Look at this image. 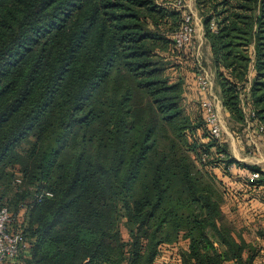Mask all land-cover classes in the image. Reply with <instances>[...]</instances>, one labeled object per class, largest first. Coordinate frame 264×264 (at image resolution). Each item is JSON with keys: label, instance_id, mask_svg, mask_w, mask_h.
Returning <instances> with one entry per match:
<instances>
[{"label": "trees", "instance_id": "16d2710c", "mask_svg": "<svg viewBox=\"0 0 264 264\" xmlns=\"http://www.w3.org/2000/svg\"><path fill=\"white\" fill-rule=\"evenodd\" d=\"M170 2L0 0V204L29 238L20 264H157L180 239L183 264H264L223 207L228 195L262 220L264 171L167 75L163 53L187 49ZM197 2L223 105L244 120V94L264 123V0Z\"/></svg>", "mask_w": 264, "mask_h": 264}, {"label": "rangeland", "instance_id": "374dc122", "mask_svg": "<svg viewBox=\"0 0 264 264\" xmlns=\"http://www.w3.org/2000/svg\"><path fill=\"white\" fill-rule=\"evenodd\" d=\"M158 1L160 3H169V1H171L170 3L174 4V1L172 0ZM185 3L186 5L180 8L185 9V13L192 14L195 24V33L192 43L190 42V44H188L186 47L187 49H184V51L179 52L177 49H174L172 52H170V54H163L167 57V75H169V77L173 80H176L178 78L183 80V103L185 104L187 110L191 113V115H194L196 112L201 113L200 100L203 96L196 81V73L202 67L208 69L209 71H212L211 69H209L210 67L208 66V59L206 57V55H208L206 43L202 42L201 40L204 36V19L207 15L208 10L205 9L204 6L198 4L197 0H195L194 6H192V4L188 2V0H185ZM164 25L165 24H162V26ZM150 26L154 27L153 24H150ZM193 46H195L194 52L191 54L188 52L186 53V51L188 49L190 50ZM251 51L252 53H254L253 46L251 47ZM215 87L216 82L214 90L217 93L218 98L221 99L220 93L216 90ZM242 104L245 112V119L239 121L235 119L230 112H227L226 107L221 108V102L218 101L219 106L217 109L223 130L220 141L227 143L229 153L233 158L237 159L240 162L260 167L264 171V135L259 131L256 125L258 121L254 119V122H252L251 120L250 108L247 104L244 94L242 96ZM26 147V144L22 146V148ZM228 185H231V187H233L234 185L236 186L234 182ZM16 192L17 188L13 186V188L8 190L7 196L9 198L5 199L8 200L13 209L16 208ZM224 201L225 202H223V207L225 208L228 216L235 222L237 229L241 230V233L246 237V239H248V241L251 242L254 248L252 252L254 253L256 263L264 262V217L262 218V220H255L257 228H254L251 224L247 225L245 223L246 221H249V219H254V212L251 206L247 204H245V206L240 205L238 200H231L228 195L225 196ZM261 209L264 210V207H261ZM122 232L124 238H129V233L127 232V229L124 225H122ZM186 242L187 241L180 239L175 244L172 243L169 246H165L166 251L162 258H159L157 264H183L181 256L179 254V248L185 247ZM7 264H20V260H12Z\"/></svg>", "mask_w": 264, "mask_h": 264}, {"label": "built area", "instance_id": "2783aa9c", "mask_svg": "<svg viewBox=\"0 0 264 264\" xmlns=\"http://www.w3.org/2000/svg\"><path fill=\"white\" fill-rule=\"evenodd\" d=\"M174 5L177 7L185 6V0H175ZM214 24V23H213ZM195 33L194 19L191 13H185L184 21L180 29L174 32V43L178 49H184L192 41ZM215 75L212 71L202 67L196 73V81L199 90L203 96L200 100V108L204 120L209 128L211 135L220 139L222 135V125L218 113V98L214 90ZM254 111L250 112L252 122H254ZM259 131L264 135V123H258ZM259 172L252 173V178L258 177ZM16 182H22L21 173L17 172ZM37 200L43 197L53 196V191L50 189H42L36 195ZM26 206L21 208L20 215L26 210ZM16 214L6 204H0V264H7L12 260L19 259L24 253L29 250V238L24 233L23 229L15 227Z\"/></svg>", "mask_w": 264, "mask_h": 264}, {"label": "crops", "instance_id": "0c3cea01", "mask_svg": "<svg viewBox=\"0 0 264 264\" xmlns=\"http://www.w3.org/2000/svg\"><path fill=\"white\" fill-rule=\"evenodd\" d=\"M188 2L189 3H191L192 4V6H194L195 5V0H188ZM190 4V5H191ZM204 34V33H203ZM193 40V39H192ZM202 40V42H205L206 43V47H207V54L208 55H206V57H207V59H208V66L210 67L209 69H211L212 70V72H213V74L215 75V72H214V69H213V66H212V50H211V46H210V44H209V42L207 41V39L205 38V36H203V39H201ZM203 40H205V41H203ZM191 43H192V41H191ZM194 48H195V46H193L190 50H188V53H193L194 52ZM187 53V52H186ZM215 79V78H214ZM216 90L220 93V86L216 83ZM219 106V105H218ZM221 108H225V106L223 105V103L221 102ZM220 108V107H219ZM227 112H229L228 110H227ZM257 204V203H256ZM259 204L260 203H258V206H259ZM225 209V208H224ZM247 225H248V221H246L245 222ZM252 223V222H251ZM251 225H253V227L254 228H257L256 227V224H255V222H253Z\"/></svg>", "mask_w": 264, "mask_h": 264}]
</instances>
